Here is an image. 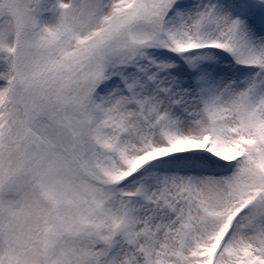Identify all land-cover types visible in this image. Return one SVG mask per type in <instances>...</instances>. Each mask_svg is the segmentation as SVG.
<instances>
[{
  "label": "snow or ice",
  "instance_id": "1",
  "mask_svg": "<svg viewBox=\"0 0 264 264\" xmlns=\"http://www.w3.org/2000/svg\"><path fill=\"white\" fill-rule=\"evenodd\" d=\"M0 264H264V0H0Z\"/></svg>",
  "mask_w": 264,
  "mask_h": 264
}]
</instances>
